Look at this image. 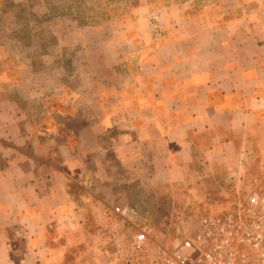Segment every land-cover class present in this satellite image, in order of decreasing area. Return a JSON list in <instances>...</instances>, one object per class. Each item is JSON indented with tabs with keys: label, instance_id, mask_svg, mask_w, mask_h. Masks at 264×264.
<instances>
[{
	"label": "crops",
	"instance_id": "crops-1",
	"mask_svg": "<svg viewBox=\"0 0 264 264\" xmlns=\"http://www.w3.org/2000/svg\"><path fill=\"white\" fill-rule=\"evenodd\" d=\"M161 12L164 31L146 37L138 78L117 95L104 98L103 82L91 101L12 82L14 97L42 106L37 117L0 97V264H66L72 249L120 232L110 209L134 210L133 185L244 166L238 158L264 141V6Z\"/></svg>",
	"mask_w": 264,
	"mask_h": 264
},
{
	"label": "rangeland",
	"instance_id": "rangeland-1",
	"mask_svg": "<svg viewBox=\"0 0 264 264\" xmlns=\"http://www.w3.org/2000/svg\"><path fill=\"white\" fill-rule=\"evenodd\" d=\"M216 1L0 0V86L5 88L0 97L17 99L21 109L37 117L42 106L14 97L12 82L18 85L16 91L28 84L36 90L44 86L41 82L60 84L66 88L58 95H79L86 101L93 99L97 83L103 82V97L115 96L126 80L138 78L146 37L164 31L160 20L164 7L184 5L196 16ZM238 1H259L264 6V0ZM261 147L264 141L238 158L244 166L233 163L213 170L200 166L187 183L149 191L133 185L128 195L136 213L132 224L158 233L172 234L175 226L190 231L201 213L229 207L237 191L264 186ZM110 217L120 232L109 233L107 241H89L81 249H72L66 264H120L113 239L128 241L136 229Z\"/></svg>",
	"mask_w": 264,
	"mask_h": 264
},
{
	"label": "built area",
	"instance_id": "built-area-1",
	"mask_svg": "<svg viewBox=\"0 0 264 264\" xmlns=\"http://www.w3.org/2000/svg\"><path fill=\"white\" fill-rule=\"evenodd\" d=\"M110 212L136 229L128 241L113 239L120 264H264V186L237 191L229 207L200 215L190 231L158 233L132 224L130 208Z\"/></svg>",
	"mask_w": 264,
	"mask_h": 264
},
{
	"label": "trees",
	"instance_id": "trees-1",
	"mask_svg": "<svg viewBox=\"0 0 264 264\" xmlns=\"http://www.w3.org/2000/svg\"><path fill=\"white\" fill-rule=\"evenodd\" d=\"M215 212H216V211H215ZM202 214H204V213H201L200 215H202ZM200 215H199V216H200Z\"/></svg>",
	"mask_w": 264,
	"mask_h": 264
}]
</instances>
